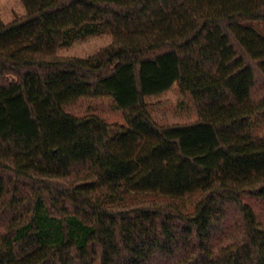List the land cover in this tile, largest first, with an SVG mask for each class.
I'll list each match as a JSON object with an SVG mask.
<instances>
[{
    "label": "trees",
    "instance_id": "obj_1",
    "mask_svg": "<svg viewBox=\"0 0 264 264\" xmlns=\"http://www.w3.org/2000/svg\"><path fill=\"white\" fill-rule=\"evenodd\" d=\"M0 19V264H264V0H20ZM99 33L88 58L58 48ZM176 84L198 119L158 125ZM263 90V94L259 93ZM112 97L125 125L63 106ZM130 192L185 197L122 204Z\"/></svg>",
    "mask_w": 264,
    "mask_h": 264
},
{
    "label": "rangeland",
    "instance_id": "obj_2",
    "mask_svg": "<svg viewBox=\"0 0 264 264\" xmlns=\"http://www.w3.org/2000/svg\"><path fill=\"white\" fill-rule=\"evenodd\" d=\"M25 15L23 4L20 0H0V19L10 23ZM258 31L264 35V23L256 24ZM112 37L108 33H99L74 40L67 46L57 49L60 57L88 58L97 55L102 49L110 45ZM263 94V90L259 89ZM152 119L158 125L189 124L198 119L197 107L193 98L182 93L176 84L170 89L157 95L146 97ZM63 110L76 117L95 115L110 126L111 134L125 125L123 111L117 106L112 97L79 98L63 106ZM248 132L259 139H264V110L254 115L249 124ZM198 196L193 193L185 197H167L154 193L130 192L123 198L124 205H137L150 201H171L176 203L183 211L189 212ZM259 221H264V199L247 197Z\"/></svg>",
    "mask_w": 264,
    "mask_h": 264
}]
</instances>
